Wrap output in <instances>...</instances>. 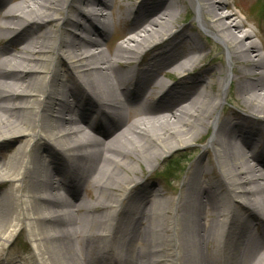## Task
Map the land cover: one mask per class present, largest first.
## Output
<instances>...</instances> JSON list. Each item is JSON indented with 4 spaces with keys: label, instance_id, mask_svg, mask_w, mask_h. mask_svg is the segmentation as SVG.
Wrapping results in <instances>:
<instances>
[{
    "label": "bare ground",
    "instance_id": "obj_1",
    "mask_svg": "<svg viewBox=\"0 0 264 264\" xmlns=\"http://www.w3.org/2000/svg\"><path fill=\"white\" fill-rule=\"evenodd\" d=\"M193 1L202 25L225 46L231 71L240 66L235 70L238 96L261 120L209 122L216 128L209 145L220 177L212 180L201 160L194 162L174 204L140 185L117 197L125 180L116 171L134 174L126 159L140 163L154 154L159 162L187 147L194 123L221 106L206 92L212 81L190 77L204 58L203 48L195 47L183 29L159 40L186 0H123L120 13L114 10L116 0H22L16 5L0 0V149L7 153L0 163V256L23 230L32 248L29 264H264L260 48L252 32L242 31L236 14L222 12L225 0ZM119 26L127 28L122 42L105 51V39ZM56 60H63L65 73H54ZM162 73L180 76L167 78L169 84L159 79ZM217 79L224 96L236 82L221 73ZM88 117L106 126L104 138L93 135L103 133ZM123 120L133 129L123 131ZM115 134L122 147L109 145ZM146 140L160 151H150ZM89 185L101 193L93 202L70 192L71 186L85 191ZM85 210L114 218L107 225L97 221L95 229L73 227L72 216ZM132 215H149L158 223L123 230L127 240L117 243L113 260L105 247H90L111 238ZM142 234L148 239H140ZM0 264L21 263L1 259Z\"/></svg>",
    "mask_w": 264,
    "mask_h": 264
},
{
    "label": "rangeland",
    "instance_id": "obj_2",
    "mask_svg": "<svg viewBox=\"0 0 264 264\" xmlns=\"http://www.w3.org/2000/svg\"><path fill=\"white\" fill-rule=\"evenodd\" d=\"M22 0H12L10 5H16L20 3ZM123 0H116L114 3V10L117 13H120L119 4ZM188 3L186 0V6L184 9L180 8L178 11L176 20L174 24L165 32L163 36L160 37L159 40L162 38H168L173 33L178 32L180 30H184L187 34L194 39L196 42L195 47H202L203 49V60L192 69V74L190 77L197 78L201 77L204 79L205 82L212 81L213 86L206 90L208 96H215L220 103V107L215 111L212 116H209L205 121L199 122L196 121L192 126V135L193 138L190 139L189 145L184 148H178L173 151L171 154L166 156L163 160L157 161L153 159L154 154H149L148 156H143L141 159L142 161L139 163L133 162L129 159H126L127 164L132 166L135 170V173H128L118 171L117 174L121 176L125 180V184L122 186L121 190L117 197L122 196L124 193H129L136 188H139V185L144 188H154L157 193H159L158 199L162 200H171L174 204L179 202L181 199V191L183 188L184 181L186 180L187 175L189 174L190 167L194 164V162L201 160V163L206 167L207 175L212 179H218L220 177V170L217 165V160L215 157L214 149L209 145L211 138L213 137V133H215V127L209 126L208 123L216 120V123L219 120H227V121H237L241 120L243 117H251L249 119L254 118L255 121H260L261 117L258 115L253 114V111L247 107V104L243 102V100L238 96L237 93V82L239 81V76H235V70H239L240 66L236 65L231 71V68L228 66V57L227 51L225 46L216 38L214 37L203 25L201 22L200 17L196 12V4L193 0H189ZM227 2L226 8L222 9L223 13L232 12L236 14L238 20L243 21L244 28L242 31H250L254 34L252 41L257 45L259 49V56L262 59L263 66H264V0H225ZM125 2V0H124ZM111 3V0H109ZM63 15V14H62ZM67 16V13L65 14ZM208 20V17H206ZM56 29V28H55ZM67 28L62 30V35L66 33ZM127 33V28L124 27H115L113 31L107 36L105 39V46L103 49L107 50H114L123 40V36ZM240 35V34H239ZM64 36V35H63ZM158 40V41H159ZM61 60V59H60ZM56 60L53 64L52 68L55 74H63L66 71V67L63 64V60ZM169 72V69L167 70ZM221 73V78L225 79L227 75L231 78H234L235 81H232L226 91L225 96L222 95L221 90H219L218 85V75ZM237 73V72H236ZM264 73V69H263ZM164 73L160 74L159 79L164 81L165 83H170V80L167 78L177 77L180 76L178 73H172L171 75L164 77ZM255 78V77H253ZM174 82V81H173ZM186 82V81H185ZM184 84V81H182ZM177 101L173 102L176 104ZM188 102L184 103L187 105ZM172 103L169 104L171 106ZM92 120V117L86 118V121ZM92 122V127L97 128L99 132H102L103 135H99L97 133L93 134L97 138H104V135H107V128L106 126L98 125L96 122ZM90 122V123H91ZM124 122V123H123ZM124 130H132L133 125L128 120L122 121ZM159 128H165L164 126H160ZM118 134L112 138V141H109V145L112 147H122L123 141L117 137ZM124 138V135H123ZM105 141V140H104ZM107 141V140H106ZM145 144L148 145V149L150 151H160V148L155 145V143L151 140H146ZM129 148L130 145L126 144ZM122 151L121 148H119ZM259 151V150H258ZM6 150L0 149V163H3V159L7 157L5 156ZM182 155L186 156V159H189V162L185 165V171L182 175H174L172 178H166L167 176L163 177L164 172V163L167 159H182ZM184 165V164H183ZM123 172V173H122ZM198 180H201L198 177ZM135 186L133 189L132 187ZM70 192L73 194L74 191L78 192L79 195L84 199V202H93L95 200L96 194H100V191L93 188L91 185L86 187L85 191L75 190L73 186H71ZM4 188L0 189V194H2ZM110 193L109 191L104 192V197L108 198V195L105 194ZM120 198V197H119ZM78 215L79 220H77L76 216ZM103 212H86L83 211L80 214H76L72 216L73 221L71 220L70 224L74 223L79 225L80 227L90 228L93 226L92 229L99 228V223L97 221H105L106 225L111 224L113 220V214H111L108 218H103L101 216H106ZM124 215H121L119 218L122 219ZM132 215L127 216L125 219V223L122 227L118 226V230L116 234H113L111 238L105 236L103 240H96L95 246H103L109 251V258L108 260L114 259L113 249L115 250L116 245L120 242L124 243L127 238H123L124 235L122 234L123 230H127L128 228H134L132 232H135V229L144 228V227H154L158 223V219H155L149 215ZM118 218V219H119ZM139 218H142L140 220ZM76 219V220H75ZM120 219V220H121ZM152 224H149V223ZM169 224L172 225V218L169 219ZM168 225V235L172 239V232L171 226ZM72 226V225H71ZM105 234L106 231H105ZM138 237H134L132 240L137 239ZM140 239L146 240V234H142ZM152 243L155 242V237L150 236L149 238ZM78 240V239H77ZM172 241V240H171ZM113 246H111V244ZM76 245L73 241L71 246ZM32 248L30 242L27 239V236L23 230L17 231L15 235L12 237L11 242L9 244V248L5 250V252L0 256L1 259L5 260H15L20 262L21 264L28 263L29 264V257L31 256ZM33 264V263H32Z\"/></svg>",
    "mask_w": 264,
    "mask_h": 264
},
{
    "label": "trees",
    "instance_id": "obj_3",
    "mask_svg": "<svg viewBox=\"0 0 264 264\" xmlns=\"http://www.w3.org/2000/svg\"><path fill=\"white\" fill-rule=\"evenodd\" d=\"M189 162L186 156L182 155V159H167L164 163L163 177L172 178L174 175H182L185 171V165ZM184 164V165H183Z\"/></svg>",
    "mask_w": 264,
    "mask_h": 264
}]
</instances>
